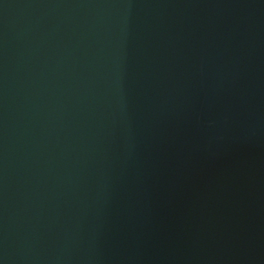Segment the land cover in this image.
Segmentation results:
<instances>
[{
	"label": "water",
	"instance_id": "95a60500",
	"mask_svg": "<svg viewBox=\"0 0 264 264\" xmlns=\"http://www.w3.org/2000/svg\"><path fill=\"white\" fill-rule=\"evenodd\" d=\"M0 264H264V0H0Z\"/></svg>",
	"mask_w": 264,
	"mask_h": 264
}]
</instances>
